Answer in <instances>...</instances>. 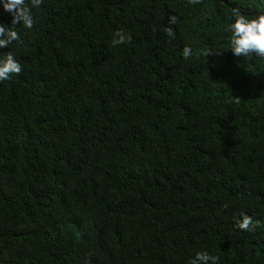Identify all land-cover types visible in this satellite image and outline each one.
Masks as SVG:
<instances>
[{
  "label": "trees",
  "instance_id": "16d2710c",
  "mask_svg": "<svg viewBox=\"0 0 264 264\" xmlns=\"http://www.w3.org/2000/svg\"><path fill=\"white\" fill-rule=\"evenodd\" d=\"M2 2L0 264H264V59L226 31L264 0H43L32 29Z\"/></svg>",
  "mask_w": 264,
  "mask_h": 264
},
{
  "label": "clouds",
  "instance_id": "9594fccd",
  "mask_svg": "<svg viewBox=\"0 0 264 264\" xmlns=\"http://www.w3.org/2000/svg\"><path fill=\"white\" fill-rule=\"evenodd\" d=\"M43 0H3L2 7L5 12L12 16L11 23L13 25L20 23L26 29H32L35 21L32 15V8L39 7ZM191 4L200 3V0H189ZM30 5V6H29ZM233 22L228 25L226 31L231 35L229 37L230 50L236 57H247L255 55L260 59H264V13L257 15L255 18H248L242 14L239 8L232 9ZM169 25L164 28L166 35L171 38L174 35L171 25L177 23V17L170 15L168 17ZM112 41L113 46H118L131 41V35L123 30H118ZM19 34L14 28L5 27L0 24V48H7L14 41L19 40ZM184 57L187 59L191 55L189 48L184 49ZM213 54L208 51L205 56ZM215 54H220L215 52ZM22 71L21 65L16 61L14 55L9 52L5 54L4 59H0V81L9 80L12 75H19ZM239 102L238 98H234ZM225 208L228 205H224ZM260 226L259 221H253L252 217L240 213V219L235 221L234 227L246 231L254 232ZM218 257L209 255L205 251L195 254L188 264H218ZM85 264H91L89 258L85 259Z\"/></svg>",
  "mask_w": 264,
  "mask_h": 264
}]
</instances>
